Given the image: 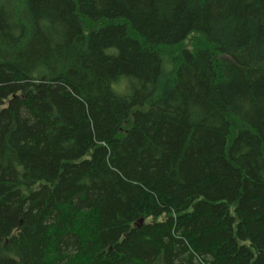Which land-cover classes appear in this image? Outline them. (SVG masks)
I'll use <instances>...</instances> for the list:
<instances>
[{
  "label": "trees",
  "instance_id": "trees-1",
  "mask_svg": "<svg viewBox=\"0 0 264 264\" xmlns=\"http://www.w3.org/2000/svg\"><path fill=\"white\" fill-rule=\"evenodd\" d=\"M0 264H264V0H0Z\"/></svg>",
  "mask_w": 264,
  "mask_h": 264
}]
</instances>
